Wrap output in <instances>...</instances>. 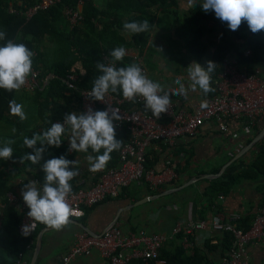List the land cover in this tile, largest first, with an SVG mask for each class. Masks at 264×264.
Instances as JSON below:
<instances>
[{"label":"trees","instance_id":"16d2710c","mask_svg":"<svg viewBox=\"0 0 264 264\" xmlns=\"http://www.w3.org/2000/svg\"><path fill=\"white\" fill-rule=\"evenodd\" d=\"M7 1H11L12 5L18 11L17 13H8L5 10ZM22 4H28V0H20ZM77 0H59L46 9L39 10L30 18L25 19L20 12L21 6L17 4V0H0V31L7 33L6 39H12L16 43L25 44L32 52V66L38 68L41 74L51 72L53 77L40 90L31 93V103L33 106L32 115L29 117L32 121H21L12 115V122L16 125V135L12 137L4 136L0 142L4 143L8 139H14L11 145L13 154L10 160H18L21 167H34L30 160L25 157L32 152V149L26 148L23 144L25 137L31 138L33 134L42 133L51 126L54 120L64 119L65 114L78 111L77 99L79 89H92L93 81L102 73L98 71L96 64L100 63L101 52H108L114 48L121 47L116 41L110 40L111 32L123 28L124 21H143L147 19L153 25L159 24L162 17L157 16V9L161 15L166 16L165 24H171L174 30V36L180 41L185 50L191 53L196 59L207 54L209 42L205 40V32L211 31L212 27H218V35L216 41L212 44L210 52V60L216 64V69L212 74V81L215 75L220 71V63L225 55L233 53L237 61L245 65L247 72H252L250 65L260 63L264 65V31L252 33L243 22L238 30L232 31L227 24L221 22L215 17L214 12L205 13L201 5L203 0H195L193 7H188L185 14L179 18L176 7L177 0H108L107 7L99 10L92 5L91 0H81V18L79 22L69 28L64 20L63 9L65 7L74 8ZM169 15L171 20H169ZM205 24L209 27L205 28ZM211 25V26H210ZM127 32V31H126ZM128 33V32H127ZM148 33L130 34L129 41L124 42L120 35H116L122 47H132L141 50L147 41ZM5 43L0 40V45ZM249 49L250 54L243 55V51ZM116 67H125L131 64L129 54L122 61H115ZM250 67V68H248ZM72 71L77 75L75 88H66L60 81L67 72ZM83 73V74H81ZM211 87L212 83H211ZM117 93H121L119 90ZM212 92L207 94L211 96ZM17 103L16 91L11 92L0 88V122L6 120V114L10 111V102ZM145 111L151 112L150 109L143 107ZM74 109V110H72ZM30 120V119H29ZM36 122L35 127H31V123ZM38 128V130H37ZM116 132V139L123 142L127 137L125 128H121ZM0 147L2 145L0 144ZM50 146H47L46 151ZM52 152L43 154V160L53 157H59L62 154L67 159L66 148L60 145ZM91 151V149H90ZM92 153V155H100L103 153ZM174 153V152H173ZM111 159L107 165L114 164L117 159V151H113ZM145 155V167H154L157 164V158L152 157L148 161ZM264 157V146L258 151V158ZM257 159L251 161L246 168L237 171L228 176V181H234L239 176H247L261 170L257 166ZM40 161V162H41ZM5 160H0L4 164ZM176 172L178 169L173 167ZM221 176L213 178L209 181L207 187L201 193L206 198L208 206L213 203V199L218 194H224L228 189V184L223 185ZM134 184V183H133ZM178 183L172 180L169 183L161 185L158 189L150 191L147 186L140 182L132 185L130 191L135 197L141 188L144 189L146 195L155 194L166 187H175ZM9 190L5 184V170L0 168V196ZM111 199V198H110ZM2 217L0 220V264H13L15 256L20 251L26 238L20 237L16 232V224L18 222V214L15 208L9 205L4 198L1 199ZM85 211L86 208L84 207ZM204 208L198 212V218H204ZM84 215V214H83ZM83 215L79 218L82 220ZM251 219L241 218L237 223L238 226L246 228ZM36 230L45 226L37 222ZM133 228V227H131ZM35 230V232H36ZM34 232V233H35ZM182 233L176 234L171 240L166 242L159 250L160 258L164 259V264H216L207 260V253L217 249L218 258L225 249L231 244L232 236L230 232L224 231L220 234L217 244H209L205 241L201 247L192 246L184 249L180 245ZM107 264V263H105ZM127 264H143L139 259H132Z\"/></svg>","mask_w":264,"mask_h":264},{"label":"crops","instance_id":"0c3cea01","mask_svg":"<svg viewBox=\"0 0 264 264\" xmlns=\"http://www.w3.org/2000/svg\"><path fill=\"white\" fill-rule=\"evenodd\" d=\"M91 1L92 5L99 10L107 7L108 0ZM19 2L20 0H17V3ZM8 3L12 2L7 1ZM187 9L186 0H177L176 12L179 18L185 14ZM159 11L157 9L156 17L161 16V22L153 25L148 33L146 44L141 49L147 69L146 76L155 82H159L167 91L177 87L174 83L177 76H184V83L188 87L191 81L187 79V67L193 61L206 67V62L210 60V52L203 55V59L200 58L197 61L191 53L185 50L182 43L177 41L171 24H165L167 15H161ZM168 19L171 20L170 15ZM208 25L205 24V27H208ZM111 33L109 35L110 40L116 41L121 46L124 42L129 41L128 33L122 29L116 30V33ZM117 34L122 37L123 43H120ZM204 36L206 37V35ZM171 42L176 44L178 42L181 45L178 46V49L177 46L171 48ZM124 48L127 54L136 51L132 47ZM250 67L253 71L264 73L263 64L255 63ZM244 68L246 69L245 66ZM170 98L176 107L190 109L192 106L205 101L207 95L205 96L198 89L195 92L190 91L187 99L183 96H172L171 94ZM12 115L9 111L6 114V120L0 122V139L4 136L12 137L16 135L17 132L12 131L16 128V125L12 122V118H14ZM36 125V122L31 123V127ZM0 144L3 146L4 143L0 142ZM61 145L66 148L67 159L76 161L75 166L78 169V175L70 183L78 186L89 184L92 174L87 155L91 154L90 149L88 153L70 151L67 134L62 138ZM263 146L264 120L256 121L252 125H248L244 118L228 120L225 130H219L212 120L206 121L193 137H179L169 148L151 144L146 149L148 161L152 157L157 158V164L154 167H161L165 158H169L172 168L176 167L178 169V171H174L176 177L173 180L178 183L175 187L180 185L182 187L166 194H160L158 197L144 203L135 204L137 200L145 197L146 194L144 189L141 188L137 193L135 192L138 196L135 197L130 191L135 183L130 184L117 197L85 207L86 210L82 220H79V218L72 219L80 222L95 234L101 233L112 221L119 224L123 229L144 228L148 232L168 233L177 219H197L198 212L202 208L205 209L204 218L214 213L225 215L230 211H236L240 213L241 218L246 217L249 220L264 201V157L258 158V151ZM52 148L55 149L56 147L53 146ZM46 152H52L51 146ZM257 158V166L263 170V174L260 171H253L254 173L250 175L239 176L234 181H228L229 175L246 168L251 161ZM45 161H41L34 167H21L20 162L16 159H7L4 164L0 163V168L3 167L5 170V184L15 194L18 201L23 199L21 190L24 184L30 180L44 182L45 174L42 171V165ZM71 167L73 166L70 165ZM218 176H221V184H228V189L224 194H218L213 199V203L208 206L206 198L201 193L207 187L209 181ZM170 188L173 187H166L161 191ZM11 206L19 214V202ZM1 217L2 205L0 204V220ZM79 229L81 227L69 219V223L61 230L53 229L47 225L38 231L36 230L32 236L30 251L27 254L28 263L33 251L36 250L33 264H60V256L69 246L74 232ZM219 236L220 234L216 232H194V246L201 247L205 241L209 244H217ZM247 251L249 264H264V236L258 241L249 243ZM218 256L217 249L211 250L207 253V260L214 263L218 260ZM68 264H105V262L93 251L88 256L72 259ZM207 264H210V262H207Z\"/></svg>","mask_w":264,"mask_h":264},{"label":"built area","instance_id":"2783aa9c","mask_svg":"<svg viewBox=\"0 0 264 264\" xmlns=\"http://www.w3.org/2000/svg\"><path fill=\"white\" fill-rule=\"evenodd\" d=\"M28 1V4L17 3L21 6L20 12L25 19L59 0ZM80 7L81 0H77L74 8L63 9L64 20L69 28L79 22ZM5 10L13 14L18 12L12 3H8ZM141 52L136 49L129 57L131 63L140 65L146 75L147 69ZM249 54V49L243 51L244 56ZM100 63L110 65L113 58L108 52H101ZM114 63L116 66V62ZM244 66L237 61L233 53L225 55L220 63V71L212 81L213 94L205 99L206 108H201V104H196L190 109L176 107L171 100L168 111L162 113L159 119L144 110L145 103L142 97H137L136 101L132 102L126 100L122 93L110 91L104 101H99L90 97L91 89L77 90L79 113L87 111L89 107L94 111L113 109L120 116L119 120L113 121L115 131L125 128L127 137L117 151L114 164L106 165L100 171H91V181L87 185L78 186L71 183L72 191L68 197V203L72 207L70 217L80 218L84 214V207L115 198L130 184L143 182L150 191H154L161 185L171 182L176 173L168 157L161 167H145L146 149L151 144L169 148L179 137L195 136L201 125L209 120L214 121L219 130L226 129L228 120L244 118L248 125L264 120V73L256 70L247 72ZM52 77L51 72L41 74L38 68L32 66L27 82L20 90L29 93L40 90ZM60 81L66 88L73 89L77 75L69 71L60 78ZM56 122L63 123L64 119L53 121ZM35 182L42 188L44 182L37 180ZM2 198L11 205L19 202L16 232L20 237L26 238V242L17 252L13 264H28L27 254L37 223L27 215L29 208L23 199L18 201L11 190L1 195L0 201ZM240 219L241 215L236 211H230L225 215L214 213L207 218H180L174 222L168 233L148 232L144 228L123 229L115 222L108 224L96 235L79 229L74 232L69 246L60 256V264H68L72 259L88 256L93 251L107 264H127L132 259H139L143 264H164V259L159 256L161 247L176 234L182 233L180 245L188 249L194 246L193 237L197 231L219 234L224 231L230 232L231 244L224 250L216 264H249L247 245L264 236V201L258 206L246 228L237 225ZM25 225L29 231L28 235L22 234ZM1 233L0 229V235Z\"/></svg>","mask_w":264,"mask_h":264},{"label":"clouds","instance_id":"9594fccd","mask_svg":"<svg viewBox=\"0 0 264 264\" xmlns=\"http://www.w3.org/2000/svg\"><path fill=\"white\" fill-rule=\"evenodd\" d=\"M187 7H193L195 0H186ZM202 10L207 13L214 12L215 17L227 24L232 31L238 30L243 22L247 23L252 33L264 31V0H203ZM123 28L130 34H141L150 31L151 24L147 19L143 21L125 22ZM7 33L0 31V88L6 91H19L25 85L32 71L33 52L23 43H16L6 39ZM152 43V41H151ZM113 63L104 65L97 63L96 67L102 74L93 81L90 97L94 100L104 101L111 91L119 90L126 100L135 102L142 97L145 107L150 109L153 116L159 119L162 113L168 111L172 101L170 94L188 98L189 92L198 89L206 96L214 91L211 87L212 74L216 64L209 60L203 67L193 61L187 67V79L191 84L186 87L184 76H177L174 80L177 86L165 91L159 82L149 79L140 65L133 62L125 67H116L115 61H122L127 55L124 47H117L110 51ZM83 74V73H81ZM201 108L207 107V102H201ZM11 114L18 116L21 121L27 119L23 105L10 102ZM120 116L113 109L92 110L90 107L82 113L69 112L64 116V122L52 123L42 133L33 134L31 138L25 137L23 144L32 149L26 159L32 164H39L47 146L59 147L62 138L68 136L69 150L75 152L103 153L100 155H87L90 170H103L111 159V153L121 148L122 142L116 139L113 121ZM15 132V129L12 130ZM14 140L8 139L0 147V160L12 157ZM70 165L73 167L70 168ZM76 161L66 159L65 156L53 157L42 165L44 183L37 186L34 180L23 185L21 194L23 201L29 208L27 215L39 223L53 229L61 230L69 223L72 207L68 203L72 191V181L78 175ZM27 225L23 226L22 234L28 235Z\"/></svg>","mask_w":264,"mask_h":264},{"label":"rangeland","instance_id":"374dc122","mask_svg":"<svg viewBox=\"0 0 264 264\" xmlns=\"http://www.w3.org/2000/svg\"><path fill=\"white\" fill-rule=\"evenodd\" d=\"M211 26V25H210ZM208 27H209V25H208ZM205 28H207V27H205ZM219 29H218V27L216 26L215 28H213L212 27V29H211V31H208L207 30V32H208V34H207V32H205V35H206V37L204 36V38H205V40L206 41H208L209 42V45H208V47H207V52L209 53V52H211V47H212V44L216 41V36L218 35V33H219V31H218ZM179 45H181V44H178V42H177V44L175 43V42H171V48H174L175 46H177L176 48L178 49V46ZM195 58V57H194ZM201 59H203L204 57L202 56V57H200ZM200 58H198V59H196L197 61H199V59ZM30 95H31V93H29V92H23V91H21V90H19V91H16V100H17V103L18 104H21V105H23V109H24V112L26 113V116H27V119H25V120H23V121H26V120H28V121H32L31 120V118H29L31 115H32V109H33V106H32V103H31V98H30ZM15 118H17V119H19L20 120V118L18 117V116H16ZM30 119V120H29ZM15 128V127H14ZM17 129L15 128V131H16Z\"/></svg>","mask_w":264,"mask_h":264},{"label":"water","instance_id":"95a60500","mask_svg":"<svg viewBox=\"0 0 264 264\" xmlns=\"http://www.w3.org/2000/svg\"><path fill=\"white\" fill-rule=\"evenodd\" d=\"M180 187H182V185H180V186H178V187H173V188H170V189L163 190V191H161L160 193H155V194L146 195L145 197H143V198L137 200V201L135 202V204L144 203V202H146V201H148V200H151V199H154V198L158 197L160 194H166V193L171 192L172 190H176V189H178V188H180ZM69 219H71L73 222H75L76 224H78V226H80L81 229L84 230V231H86L87 233H89V234H95V233L91 232L88 228H86L85 226H83L80 222H77L76 220H73L71 217H70ZM112 222H113V221H112ZM112 222H111V223H112ZM95 235H96V234H95ZM35 255H36V250L33 251V253H32V257H31V259L29 260V263H28V264H33V262H34V258H35Z\"/></svg>","mask_w":264,"mask_h":264}]
</instances>
